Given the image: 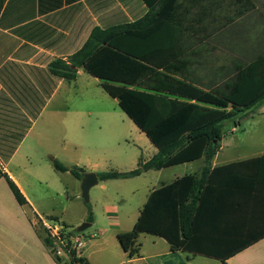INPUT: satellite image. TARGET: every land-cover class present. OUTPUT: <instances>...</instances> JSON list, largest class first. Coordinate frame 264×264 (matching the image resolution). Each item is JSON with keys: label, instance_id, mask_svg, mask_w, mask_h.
<instances>
[{"label": "crops", "instance_id": "obj_1", "mask_svg": "<svg viewBox=\"0 0 264 264\" xmlns=\"http://www.w3.org/2000/svg\"><path fill=\"white\" fill-rule=\"evenodd\" d=\"M251 1L255 5L254 12L241 20L243 28L252 30L247 34L248 43L243 49L226 43L208 47L205 54L211 65L230 66L237 59L264 53V0ZM173 3L162 12L158 29L119 36L106 45L104 51L117 53L145 68L162 70L175 59L172 37L159 28L160 22L166 26ZM148 12L149 7L143 0H0V264H12L18 259V246L2 238L3 228L28 236L32 243L30 250L40 264H58L44 243L47 233L38 223L44 218H55L67 224L63 219L46 214L44 207L31 199L23 184L55 181L61 173L54 169L55 160L69 168L78 167L79 163L68 162L70 145L81 144L85 138L82 98L86 87L98 84L105 89V83L130 86L132 81L128 83L117 75L102 77L88 64L79 70L76 81L69 82L54 76L50 64L77 53L95 28L109 29L133 23ZM138 40L139 44L131 45ZM129 49L131 54L136 52L147 59L134 58ZM165 55L170 57L165 58ZM201 104L206 105L203 101ZM258 112L264 116V105ZM140 130L154 145L155 155L158 146L147 132ZM232 131L235 132L236 127ZM224 140L212 161L195 212L192 239L183 242L180 238V248L172 252L168 240L153 235L157 239L153 247H158L159 242L167 241V244L162 251H145L144 245L139 243V235L140 255L130 258L123 251L128 260L122 264H195L198 258L217 264H264V146H223ZM204 167L205 160L201 156L154 171L157 184L148 188L143 208L155 193L168 189L160 205L177 221L178 209L187 201L194 178ZM5 175L20 188L31 212L17 203ZM93 225L94 221L91 227ZM112 226L115 236L130 232L118 223ZM106 232L101 229L99 236L103 237ZM87 247L85 244L83 249ZM81 251L79 257L97 264L91 255ZM61 259L62 264H72L71 258Z\"/></svg>", "mask_w": 264, "mask_h": 264}, {"label": "trees", "instance_id": "obj_2", "mask_svg": "<svg viewBox=\"0 0 264 264\" xmlns=\"http://www.w3.org/2000/svg\"><path fill=\"white\" fill-rule=\"evenodd\" d=\"M143 1L149 7V12L143 18L109 29L95 28L77 53L67 60H55L49 66L54 76L69 82L76 81L79 70L88 64L93 70L97 69L102 77L117 75L119 79H127L128 83L132 80L130 86L105 83L104 88L105 90H108V87L122 88L125 90L124 96L129 94L132 96V98L129 96L131 102L133 99L143 101L148 108V111L142 110L136 115L133 113V106L123 107L139 128L147 132L158 146L157 153L149 160L140 158L138 167L133 171L98 173L99 181L133 179L149 171H160L179 161L204 157L205 167L200 175L194 178L187 201L178 209L177 221L160 205L164 192H168L167 189L152 196L150 203L143 208L139 223L132 231L117 234V241L130 258L140 255L138 238L140 233L144 232L142 227L146 220L164 223V227L172 223L179 229L183 242L192 239L195 212L212 161L225 137V124L232 122L235 127L240 126L241 121L251 111L264 105V53L248 55L232 62L230 66L221 67L211 65L209 56L205 54L208 47L222 46L225 43L240 46L241 49L245 47L244 44L248 43L247 34H251L252 30L243 28L241 20L255 10L251 0ZM171 2L174 3L170 6L167 24L165 26L160 22L159 28L172 37L171 46L175 58L172 63L162 70L145 68L117 53L104 51L105 46L119 36L125 37L154 27L158 29L157 22ZM134 43L139 44L140 40L131 42V45H136ZM119 47L124 49L123 45ZM99 52L101 54L97 56ZM131 55L137 59H147L136 52ZM153 57L150 56V59ZM169 57L165 55V58ZM150 61L154 64L153 60ZM109 93L112 96L113 93L110 91ZM201 101L206 105H202ZM170 122L183 127L180 137L168 139ZM198 144L201 146H195ZM53 166L57 172H70L79 181L86 174L85 170L79 167L69 168L56 160ZM4 177L17 203L31 212L29 202L17 184L7 175ZM167 196L173 199L171 194ZM93 221L90 208L87 222ZM64 226L69 228L67 225ZM145 231L159 237L165 236L172 244V252L180 248V239L177 242L169 234L163 232L164 235H160L150 228ZM36 232L40 235L38 229ZM76 233L77 229L74 230V234ZM44 243L50 248L51 242L47 237ZM52 254L55 261L62 264V259L56 257L53 252ZM71 262L91 264L86 258L78 257L76 254H73Z\"/></svg>", "mask_w": 264, "mask_h": 264}, {"label": "rangeland", "instance_id": "obj_3", "mask_svg": "<svg viewBox=\"0 0 264 264\" xmlns=\"http://www.w3.org/2000/svg\"><path fill=\"white\" fill-rule=\"evenodd\" d=\"M107 89H103L98 84L84 89L82 129L85 138L84 142H80L81 144L70 145L68 163H79L77 164L79 168L90 171L94 169V173L130 172L138 167L140 158L149 160L153 157L154 145L137 128L134 119L123 107L133 106V113L136 115L142 110L148 111V108L143 101L133 99L134 101L131 102L132 96L130 94L124 96L125 90L122 88ZM109 91L114 95L110 96ZM258 111L259 109L251 111L241 121L240 126L236 127L235 132L232 131L235 125L227 122L224 126L223 146H264V116H260ZM169 124L168 139L180 137L183 127L173 122ZM55 178V181L29 182L23 185L31 199H36L44 207L46 214L64 220L69 226L67 228L69 232H74L84 223H88L91 208L94 225L83 233H76L84 244H88L86 250L83 249L81 252L86 251L97 264L126 262L128 259L124 257L112 224L118 223L122 229L131 231L139 223L143 206L147 201L148 188L157 184V173L152 171L138 178L99 182L90 190L89 203L82 198L81 181L72 174L59 173ZM162 227L164 223L158 221L144 222L142 227L144 232L140 234L139 243L144 245L145 251H162L167 244L165 240H168L164 236L165 243L159 242L158 247H153L152 244L157 239H154L153 234L145 231L149 228L160 235L163 232L167 233L173 240L179 242L178 228L172 223L170 226ZM101 229L107 230L103 237L99 236ZM2 230L4 231L2 238L8 239L10 243L15 242L18 246V259L12 264H40L36 255L30 250L32 243L28 236L24 233L17 234L16 231L8 228ZM92 235L95 238L92 239ZM195 264L217 263L198 258Z\"/></svg>", "mask_w": 264, "mask_h": 264}, {"label": "built area", "instance_id": "obj_4", "mask_svg": "<svg viewBox=\"0 0 264 264\" xmlns=\"http://www.w3.org/2000/svg\"><path fill=\"white\" fill-rule=\"evenodd\" d=\"M47 233L51 242L50 249L58 258H72L73 254L79 257V252L84 248L82 239L57 220L44 218L38 223Z\"/></svg>", "mask_w": 264, "mask_h": 264}, {"label": "water", "instance_id": "obj_5", "mask_svg": "<svg viewBox=\"0 0 264 264\" xmlns=\"http://www.w3.org/2000/svg\"><path fill=\"white\" fill-rule=\"evenodd\" d=\"M99 184V178L96 173L89 172L86 173L81 180V190H82V198L85 202L89 203L90 201V190ZM91 227V223H84L80 227L77 228L78 233H83L88 228Z\"/></svg>", "mask_w": 264, "mask_h": 264}]
</instances>
